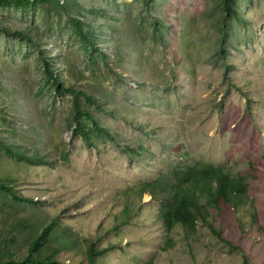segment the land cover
Instances as JSON below:
<instances>
[{
	"label": "rangeland",
	"instance_id": "1",
	"mask_svg": "<svg viewBox=\"0 0 264 264\" xmlns=\"http://www.w3.org/2000/svg\"><path fill=\"white\" fill-rule=\"evenodd\" d=\"M223 7L0 6L3 250L23 260L55 224L49 247L61 248L58 236L73 243L57 256L64 264H88L90 245L108 250L97 264H264V0H235L234 15ZM70 88L95 99L81 106L109 137L75 135ZM199 162L246 177L240 207L209 209L221 239L203 223L190 239L166 232L160 205L140 196L144 183Z\"/></svg>",
	"mask_w": 264,
	"mask_h": 264
},
{
	"label": "trees",
	"instance_id": "2",
	"mask_svg": "<svg viewBox=\"0 0 264 264\" xmlns=\"http://www.w3.org/2000/svg\"><path fill=\"white\" fill-rule=\"evenodd\" d=\"M56 1L59 2L60 0H0V6L14 5L20 8L37 5L52 6ZM223 6L224 12L231 15L235 14L233 9L235 0H223ZM74 23L81 26L77 20H74ZM17 35L22 36L21 34ZM67 91L75 95V135H81L87 144L90 143L91 135L94 133L102 137H109L108 132L100 128L91 115L81 106L80 97L84 96L88 104L91 105H96L95 99L81 91L74 90V88L67 89ZM138 151L140 152V150H136L135 154H138ZM130 152L133 153L134 150ZM171 176L170 179L164 177L152 183H144L140 189L141 198L148 195L160 205L159 219L162 221L166 232L171 233L178 228L186 239H190L196 233L198 224L203 223L208 226L214 236L221 239L220 232L207 222L210 215L209 209L219 211L220 202H224L232 209L240 207L247 193L246 177L240 174L234 176L224 168L206 162H199L182 170L171 171ZM129 213L130 209L127 208L125 210L127 218ZM254 220H256L255 216H253ZM55 231V224H50L40 234L36 235L31 240L28 256L23 260H17L11 256L9 248L3 250L0 247V256H2L0 264H64L57 260V256L62 250L72 248L73 243L71 238L66 239L63 236H58L57 238L62 241L61 248H50ZM106 252L108 250L96 251L93 245L88 246L86 255L88 264H97L98 259L104 256ZM243 264H247L246 259Z\"/></svg>",
	"mask_w": 264,
	"mask_h": 264
},
{
	"label": "clouds",
	"instance_id": "3",
	"mask_svg": "<svg viewBox=\"0 0 264 264\" xmlns=\"http://www.w3.org/2000/svg\"><path fill=\"white\" fill-rule=\"evenodd\" d=\"M182 169H184V168L174 169V170H182ZM174 170H172V171H174ZM164 177H167L168 179H170V178L172 177V176H171V172L162 175V176H161L159 179H157V180L163 179ZM157 180H155V181H157ZM155 181H153V182H155ZM149 183H152V182H149ZM149 197H150V196H149ZM150 198H151V197H150Z\"/></svg>",
	"mask_w": 264,
	"mask_h": 264
}]
</instances>
